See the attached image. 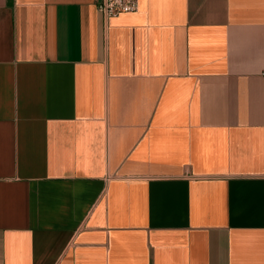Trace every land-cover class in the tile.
I'll list each match as a JSON object with an SVG mask.
<instances>
[{"label": "crops", "instance_id": "0c3cea01", "mask_svg": "<svg viewBox=\"0 0 264 264\" xmlns=\"http://www.w3.org/2000/svg\"><path fill=\"white\" fill-rule=\"evenodd\" d=\"M0 264H264V0H0Z\"/></svg>", "mask_w": 264, "mask_h": 264}, {"label": "built area", "instance_id": "2783aa9c", "mask_svg": "<svg viewBox=\"0 0 264 264\" xmlns=\"http://www.w3.org/2000/svg\"><path fill=\"white\" fill-rule=\"evenodd\" d=\"M96 6L105 17H113L137 11L139 0H96Z\"/></svg>", "mask_w": 264, "mask_h": 264}]
</instances>
